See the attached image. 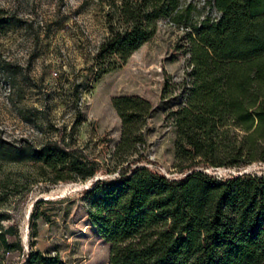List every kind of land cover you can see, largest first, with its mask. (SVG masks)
<instances>
[{
    "label": "trees",
    "instance_id": "1",
    "mask_svg": "<svg viewBox=\"0 0 264 264\" xmlns=\"http://www.w3.org/2000/svg\"><path fill=\"white\" fill-rule=\"evenodd\" d=\"M213 1L220 17L194 26L188 85L172 112L181 175L137 165L153 106L140 96L113 99L122 122L113 152L120 173L82 192L90 224L110 244L109 264H264V172L209 171L264 163V0ZM180 5L122 0L120 25L101 45L94 81L152 38L159 19L179 20ZM8 24L0 17V29ZM22 150L13 159L28 152L55 181H85L100 171L95 160L56 142ZM5 219L0 214V264H69L58 253H24L18 229L5 228ZM16 252L24 257L12 259Z\"/></svg>",
    "mask_w": 264,
    "mask_h": 264
},
{
    "label": "rangeland",
    "instance_id": "2",
    "mask_svg": "<svg viewBox=\"0 0 264 264\" xmlns=\"http://www.w3.org/2000/svg\"><path fill=\"white\" fill-rule=\"evenodd\" d=\"M121 2L0 0V17L9 22L0 29V214L5 228L18 229L24 253L40 249L69 264H109L110 244L90 224L82 192L98 179L119 176L113 152L122 122L115 97L140 96L153 106L137 165L181 175L174 167L172 112L188 85L194 26L217 20L220 12L213 0H180L179 20L159 19L152 38L95 82L96 56L120 25ZM47 142L95 160L100 171L85 181H55L54 171L28 152L13 159L17 148ZM244 170L263 173L264 163L209 171Z\"/></svg>",
    "mask_w": 264,
    "mask_h": 264
},
{
    "label": "water",
    "instance_id": "3",
    "mask_svg": "<svg viewBox=\"0 0 264 264\" xmlns=\"http://www.w3.org/2000/svg\"><path fill=\"white\" fill-rule=\"evenodd\" d=\"M216 169H219V168H216ZM240 173H248V171L244 170V171H242Z\"/></svg>",
    "mask_w": 264,
    "mask_h": 264
}]
</instances>
